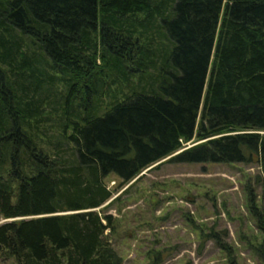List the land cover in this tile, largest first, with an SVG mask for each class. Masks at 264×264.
I'll list each match as a JSON object with an SVG mask.
<instances>
[{"label": "trees", "instance_id": "trees-1", "mask_svg": "<svg viewBox=\"0 0 264 264\" xmlns=\"http://www.w3.org/2000/svg\"><path fill=\"white\" fill-rule=\"evenodd\" d=\"M167 157L264 194V0H0V255L120 264L105 178Z\"/></svg>", "mask_w": 264, "mask_h": 264}, {"label": "rangeland", "instance_id": "rangeland-1", "mask_svg": "<svg viewBox=\"0 0 264 264\" xmlns=\"http://www.w3.org/2000/svg\"><path fill=\"white\" fill-rule=\"evenodd\" d=\"M170 157L126 184L112 174L105 178L113 201L99 211L111 216L105 235L120 264H264L257 252L264 219L252 213L250 199L264 210L259 164ZM0 264L18 262L5 253Z\"/></svg>", "mask_w": 264, "mask_h": 264}]
</instances>
